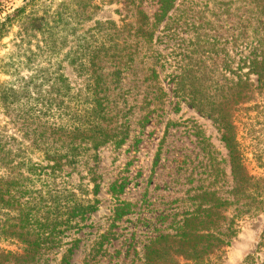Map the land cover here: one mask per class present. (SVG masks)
<instances>
[{
	"label": "rangeland",
	"instance_id": "rangeland-1",
	"mask_svg": "<svg viewBox=\"0 0 264 264\" xmlns=\"http://www.w3.org/2000/svg\"><path fill=\"white\" fill-rule=\"evenodd\" d=\"M28 1L0 0V20ZM252 1L175 0L158 22L161 0H67L75 19L62 41L60 73L72 102L96 107L103 145L80 151L51 189L37 176L28 192L7 187L0 196V258L27 251L34 262L26 264H61L64 256L69 264H264V86L257 91L251 77L244 110L234 112L242 119L250 178L239 204L222 128L175 93V75L194 65L207 95L219 100L218 85H231L260 26ZM5 52L0 48V56ZM6 81L0 74V84ZM22 108L0 109V177L23 174L25 167L13 169L22 160H43L38 149L23 151L32 138L18 132ZM68 119H56V128ZM47 193L59 201L43 204ZM90 200L98 201L97 211L72 220L61 248H44L45 219L59 223V213Z\"/></svg>",
	"mask_w": 264,
	"mask_h": 264
},
{
	"label": "trees",
	"instance_id": "trees-1",
	"mask_svg": "<svg viewBox=\"0 0 264 264\" xmlns=\"http://www.w3.org/2000/svg\"><path fill=\"white\" fill-rule=\"evenodd\" d=\"M252 2L261 16L258 18L260 26L253 29L250 54L237 66L231 85L228 87L224 84L218 85L219 100L207 95L205 80L194 71V65L190 69L189 65L186 66L175 75L176 96L188 101L192 108L200 112L206 110L222 128V142L229 153L231 173L236 184L234 195L238 204L245 196L250 178L239 136V124L242 119L235 113L239 114L244 110L240 104L248 98L247 93L254 85L251 77L256 78L257 91H262L264 86V0ZM160 4L158 22H162L173 10L175 0H161ZM70 5L72 4L67 3V0L59 3L54 0L48 3L47 0H29L23 7L0 20V48L6 50L0 56V74L8 79L0 84V109L9 111L17 104L23 107L18 113L22 125L18 132L25 140L30 141L32 138L31 144H22L23 151L38 149L43 159L42 163L36 164L30 159L22 160L21 164L15 163L16 166L13 168L15 171L24 167L26 170L23 174L18 172L17 177H0V196L7 193L6 189L11 185L15 192L22 190L28 192V186L35 182L32 176H37L46 189H51L58 172L64 167L77 164L78 158L82 156L80 151L91 149L98 151L103 145L100 140L104 129L96 116V107L88 110V107L79 101L72 102L70 90L64 85L66 79L60 73L58 61L63 52L62 41L71 36V26L75 19ZM83 13L87 14L88 10ZM85 18L81 17L80 20L84 21ZM144 34L149 36V33ZM243 36L245 38L244 33ZM7 38H10V41L4 45L3 41ZM194 53L197 54L198 51H193L192 54ZM244 70L247 72L243 73ZM26 73L28 75H25ZM230 107L233 108L231 115ZM42 117L48 118L45 123H41ZM63 117H68L71 125L69 126L67 122L65 127L56 128L54 121ZM58 130L66 135V140L61 141L62 136H57ZM76 140H81L79 145H74ZM88 144L90 147H86ZM0 148L3 151V147ZM63 150H66V153H62ZM4 160L6 159H2V162ZM99 190V186L94 185V197L99 194ZM42 201L43 204L52 205L59 199L47 193ZM69 202H73L72 198L70 201L66 200V204ZM0 203L5 204V201L0 198ZM223 204L228 205L226 201ZM97 205V200L75 204L67 210L68 214L65 212L57 215L59 223L57 220L45 219L41 234V244L44 248L46 246L53 249L61 248L60 235L64 236L76 226H73L72 220L74 218L85 220L88 214L97 211ZM64 215L68 217L64 219ZM67 254L71 255V249ZM29 260L31 263L34 262L27 251L22 255L8 252L5 259L0 258V264H9L13 261L16 264H26ZM61 264H69L67 257L62 258Z\"/></svg>",
	"mask_w": 264,
	"mask_h": 264
}]
</instances>
